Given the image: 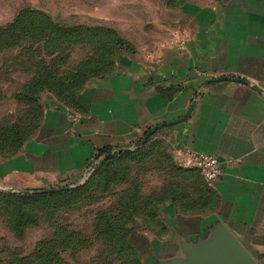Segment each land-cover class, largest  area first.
<instances>
[{
  "label": "crops",
  "instance_id": "1",
  "mask_svg": "<svg viewBox=\"0 0 264 264\" xmlns=\"http://www.w3.org/2000/svg\"><path fill=\"white\" fill-rule=\"evenodd\" d=\"M183 10L191 21L183 40L154 57L123 58L114 72L80 91L77 110L50 102L38 135L15 155L0 157V180L81 172L100 148L133 146L195 101L184 121L155 132L170 140L175 159L189 149L209 152L222 172L208 185L200 168L194 174L207 186L199 191L206 210L165 202L163 232L145 235L147 249L139 247L144 264L184 256V243L209 239L215 223L264 264V91L230 78L206 83L232 76L264 90V0L188 2Z\"/></svg>",
  "mask_w": 264,
  "mask_h": 264
},
{
  "label": "rangeland",
  "instance_id": "2",
  "mask_svg": "<svg viewBox=\"0 0 264 264\" xmlns=\"http://www.w3.org/2000/svg\"><path fill=\"white\" fill-rule=\"evenodd\" d=\"M225 1L0 0V26L13 23L20 10L30 7L43 10L59 24L103 28L98 35L81 32L76 40L60 39L49 49L29 36L19 45L0 47V157L13 151L8 145L12 136L21 150L38 135L50 102L77 110L78 92L116 70L123 58L154 57L163 46L183 40L191 27L185 4ZM169 141L155 132L144 142L112 151L111 158L94 157L81 172L38 181L21 175L0 180V264H144L143 257L133 260L134 252L115 249L97 233L98 217L103 211L117 216V237L124 238L121 227L135 230L132 239L142 249H147L145 235L163 232V193L184 179L175 165L194 167L183 163V154L174 158ZM143 149L146 157L141 155ZM133 190L137 200L129 193ZM63 191L69 192L67 196L48 203L28 198L32 204L19 207V221L12 209L16 197L7 194ZM132 197L135 209L127 222L122 206ZM31 211L40 217L38 224L25 221ZM15 221L19 228L13 227Z\"/></svg>",
  "mask_w": 264,
  "mask_h": 264
},
{
  "label": "trees",
  "instance_id": "3",
  "mask_svg": "<svg viewBox=\"0 0 264 264\" xmlns=\"http://www.w3.org/2000/svg\"><path fill=\"white\" fill-rule=\"evenodd\" d=\"M102 27L95 26L89 27L84 26L81 24H74V25H67V24H59L55 22L52 17L48 14H46L43 10L35 9V8H23L20 10V12L17 13L16 18L13 23L8 24L6 26H0V47H4L6 45H12L15 43V45H19L22 41V38L29 36L30 38H27L34 43H44L47 45V48L51 45H54L56 41H59L60 39L65 40H76L77 36L81 35L80 33L88 32L89 35L92 34H100L103 30ZM38 30L41 32L38 33ZM21 31V32H20ZM24 31V32H22ZM37 46V45H36ZM39 47V46H37ZM51 53V52H49ZM95 59H91L90 61H94ZM105 74L109 75L112 72ZM82 73V72H81ZM88 73V72H86ZM81 91V90H80ZM80 91L78 92V95L76 97L77 106L78 104V97L80 94ZM16 136H12L11 140H8V145L10 144V150H13L11 153H8V155H4L3 157H10L12 155H15L20 151L19 142L15 141V143L12 141V138ZM17 138V137H16ZM151 141V140H150ZM148 141V144L150 143ZM22 144V141L20 142ZM147 144V145H148ZM112 151H115L113 147H103L100 148L95 157H100L102 155H107L105 159L111 158L113 153ZM144 153L141 154L143 157H146V150H142ZM125 152V151H124ZM126 155H131V152L126 151ZM175 168L177 171H179L183 176L184 179H181L180 182L172 183V187L168 188L167 192L163 193V198L166 201H177L181 204V206L188 210V211H201L206 210L207 208L204 207L206 205L205 202V195L199 196V191L201 189L206 190L207 186L204 187L205 184L212 183L208 181L205 177L203 180H205L206 183H201L202 179L200 175H197L194 177V179L191 182H188L185 180L188 176H194V174L197 171V167H177L175 165ZM199 174V173H198ZM183 178V177H182ZM208 182V183H207ZM193 183L197 184V188H193ZM136 189V188H135ZM69 192L63 191V192H57V193H42V194H33V195H18L13 193H7L11 196L13 195L16 197V201H13L14 207L12 209H16V217H18L19 221V215L21 212L19 211V207H22L24 205H29L32 201H29L28 198H37L38 201L43 203H48L49 200H52L55 197H64L67 196ZM131 195L135 194V191L129 192ZM199 196V197H198ZM4 197V196H3ZM136 200L138 199L137 194H135ZM8 198V197H5ZM24 198V200H22ZM203 198V201H202ZM135 200V201H136ZM197 200V201H196ZM208 200V199H207ZM28 202V203H27ZM134 202V197L131 198L130 201H127L126 207L122 206V212H125L127 210V222L130 221L132 210L135 209V206L132 208L131 203ZM32 204V203H31ZM151 208V207H150ZM30 218L29 221L34 224H38L40 221V217L35 215L34 212H28L27 213ZM98 225H97V233L102 234L106 237L108 241H110V244L114 246L117 250L127 249L131 252H134L133 260L137 259L139 260V257H142L141 250L139 248V245L132 239L133 232L135 230H129V228L124 229V227H121V230L123 231L124 238L121 236L117 237L116 231H114L115 227H118L116 225V218L117 216H113L108 211H103L99 214ZM20 223L15 221L13 223V227L19 228ZM129 231V236L126 239L125 234ZM50 244V240H46V245ZM132 256V255H131Z\"/></svg>",
  "mask_w": 264,
  "mask_h": 264
},
{
  "label": "water",
  "instance_id": "4",
  "mask_svg": "<svg viewBox=\"0 0 264 264\" xmlns=\"http://www.w3.org/2000/svg\"><path fill=\"white\" fill-rule=\"evenodd\" d=\"M224 78L235 79L253 88L263 92V90L256 84L244 78H237L232 76H218L210 79L208 82L220 80ZM195 101L188 108V110L181 116L156 124L148 130L145 137L139 141H146V139L156 130L184 121L192 112ZM126 149V148H120ZM184 256H175L164 260L163 264H259L252 256L249 250L239 241L236 235L221 223H215L211 229L210 238L200 241L196 244L188 243L183 246Z\"/></svg>",
  "mask_w": 264,
  "mask_h": 264
},
{
  "label": "built area",
  "instance_id": "5",
  "mask_svg": "<svg viewBox=\"0 0 264 264\" xmlns=\"http://www.w3.org/2000/svg\"><path fill=\"white\" fill-rule=\"evenodd\" d=\"M183 163L186 166L200 168L210 182H213L222 172L220 160L214 154L205 151L186 150L183 153Z\"/></svg>",
  "mask_w": 264,
  "mask_h": 264
}]
</instances>
